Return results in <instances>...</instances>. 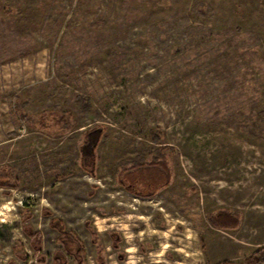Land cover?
Instances as JSON below:
<instances>
[{"label":"rangeland","instance_id":"374dc122","mask_svg":"<svg viewBox=\"0 0 264 264\" xmlns=\"http://www.w3.org/2000/svg\"><path fill=\"white\" fill-rule=\"evenodd\" d=\"M195 1L0 0V169L15 183L0 187V264H52L63 249L51 217L81 240L84 264L240 263L264 247V0H202L207 20L192 18ZM159 152L167 185L121 187L122 160ZM222 209L236 227L210 225Z\"/></svg>","mask_w":264,"mask_h":264},{"label":"trees","instance_id":"16d2710c","mask_svg":"<svg viewBox=\"0 0 264 264\" xmlns=\"http://www.w3.org/2000/svg\"><path fill=\"white\" fill-rule=\"evenodd\" d=\"M212 7L207 2L202 0H196L193 3L191 16L196 20H207L212 18ZM76 105L83 109L89 110L91 103L89 98L76 95ZM20 117L26 119L27 115L23 112H19ZM264 113V110H262ZM42 124H45V119L42 118ZM102 136V130L100 127H94L87 129L84 132V140L81 145V163L84 167L90 166L94 159V149ZM150 138L153 142L158 143L160 136L158 133H152ZM12 171L0 169V187L12 188L15 183L12 176ZM117 182L122 188L129 190L136 196H151L157 193V191L168 184L170 179V170L168 162L163 153H158L147 161L144 157L137 156L131 160H122L120 167L117 171ZM50 211L44 210V214L49 215ZM31 216L30 212H26L22 216L23 224L22 228L29 240V244L36 254V260L38 262L44 261V256L41 254L42 250V235L38 230L33 229L32 225L27 224V219ZM210 225L217 228H234L239 224V216L237 211H230L227 209L218 210L213 214H210L207 218ZM49 226L58 232L57 239L62 246V249L70 254L75 264L83 263L84 247L81 240L75 235V233L66 228V224L63 219L57 217H51L49 219ZM92 234V241H96L94 230L89 229ZM116 240V238H113ZM56 249L53 252L52 264H67L64 257V251ZM98 253L100 250L98 249ZM18 256L26 260L27 254H18ZM100 264H105L102 258L99 256ZM34 264V263H30ZM207 264H212L208 262ZM215 264H264V247L253 251L247 255L242 262L236 263L230 260L221 261Z\"/></svg>","mask_w":264,"mask_h":264}]
</instances>
